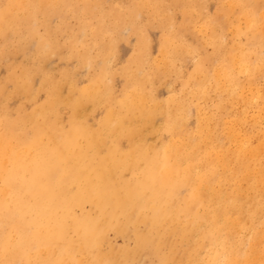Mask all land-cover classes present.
Listing matches in <instances>:
<instances>
[{
  "label": "bare ground",
  "instance_id": "6f19581e",
  "mask_svg": "<svg viewBox=\"0 0 264 264\" xmlns=\"http://www.w3.org/2000/svg\"><path fill=\"white\" fill-rule=\"evenodd\" d=\"M45 1L47 2V0H45ZM66 1H64V2L67 3ZM102 1H104V0H102ZM177 1H179V0H177ZM177 1H176V3H177ZM227 1L225 0V2H227ZM16 2L18 3V1H16ZM84 2H82V3H84ZM96 2L97 1H95V3ZM151 2H153V1H151ZM164 2H165V0H164ZM244 2L245 3L249 2V0H247V1L244 0ZM12 3H13V1H12ZM106 3H107V1H106ZM139 3H140V5H144L143 3L141 4V2H139ZM144 3H146V1ZM180 3H181V0H180ZM187 3L189 4V2H187ZM19 4H20V2H19ZM221 4L223 5L222 2H221ZM229 4H230V2H229ZM248 4L250 5V3H248ZM13 5H14V3H13ZM99 5L100 4L98 3V6ZM140 5H138V6L136 5V6L139 7ZM234 5H232V6H234ZM260 5H262V4H260ZM9 6H11V5H9ZM9 6H8V8H9ZM112 6H114V4ZM176 6H178V5H176ZM243 6H245V4ZM262 6H264V5H262ZM144 7H145V5H144ZM155 7H151V9H153ZM215 7H216V5H215ZM4 8H6V7H4ZM12 8L14 9V6ZM22 8L23 7H21V9ZM33 8L35 9V7H33ZM47 8H49V6H47ZM52 8H54V7H52ZM78 8H79V6H78ZM80 8H82V4H81ZM91 8H93V7H91ZM94 8L96 9L97 7L95 6ZM44 9H45V4H44ZM79 9H77V10L79 11ZM98 9H99V7H98ZM114 9H115V7H114ZM149 9H150V7H149ZM169 9H170V7H169ZM243 9L241 8L240 12ZM53 10H55V9H53ZM92 10H94V9H92ZM96 10H94V11H96ZM130 10H132V9H130ZM130 10H128V11H130ZM133 10L131 12L132 15H133V13L134 14L136 13ZM147 10L148 9H146V11ZM205 10H206V8H205ZM258 10H259V8H258ZM22 11H23V9H22ZM44 11H45V13H48L46 11V9ZM44 11H42V12L44 13ZM63 11H64V9H63ZM85 11L87 12V10H85ZM118 11L116 10L115 14ZM140 11H142V10H140ZM159 11H160V9H159ZM176 11L177 10H175V12ZM182 11H184V10H182ZM186 11L188 13V10H186ZM191 11H193V10H191ZM206 11H209V10H206ZM7 12H8V10H7ZM7 12H1L0 13V28L3 27V23L6 19L5 17L7 16ZM33 12L35 13V11H33ZM36 12H37V10H36ZM197 12H199V11L197 10ZM232 12H235V11H232ZM260 12L261 11H259V13ZM87 13H86V15H87ZM118 13H121V12H118ZM200 13L202 14L203 12H199L196 15V17L199 16ZM24 14H23V16H25ZM80 14H82V12ZM164 14H165V12H164ZM190 14H191V12H190ZM208 14H209V12H208ZM256 14H257V12H256ZM261 14H259V15H261ZM51 15H54V14H51ZM74 15H75V13H74ZM98 15H100V14H98ZM118 15H120V14H118ZM67 16L64 18H67ZM95 16H96V14H95ZM113 16H112V18H113ZM128 16H129V18L131 17V15H128ZM128 16H126V17H128ZM154 16L155 15H153V17ZM188 16H190V15H188ZM236 16H238V13ZM8 17H9V14H8ZM47 17H49V16L47 15ZM101 17L100 16L98 17V18H100V23L102 22ZM136 17H138V19H139L140 16L136 15ZM229 17H231V16H229ZM247 17H248V15H247ZM257 17H258V15H257ZM17 18H18V16H17ZM27 18H29L28 15L26 16V19H24V18L23 19L27 20ZM32 18H31L32 20L36 21L34 19V17H32ZM73 18H74V16H73ZM98 18L96 20H98ZM129 18L128 19L126 18V19L129 21V20H131ZM171 18H173V17H171ZM249 18H246V21H248ZM45 19H46V17H45ZM72 19H71V21H72ZM103 19H104V17H103ZM222 19H220V20H222ZM236 19L238 20L237 17H236ZM261 19H264V15H262ZM96 20H94V22ZM203 20H205V18ZM210 20L211 19H209V22H210ZM12 21H14V20H12ZM56 21H58V20H56ZM71 21H70V23H71ZM124 21H126V20H124ZM131 21H129V22H131ZM48 22H50V21H48ZM150 22H151V20H150ZM207 22H208V19H207ZM219 22L221 23V21H219ZM228 22H229V20H228ZM261 22H263V21L262 20L256 21V20L252 19V20L248 21L249 25H247V26L250 28V30H252V32L254 34H256V32L260 30ZM32 23L36 24L33 21H32ZM119 23H120V21H119ZM164 23H165V20H164ZM50 24L51 23H49V25ZM74 24H75V22H74ZM79 24L76 23V25H79ZM81 24H83V23H81ZM128 24L130 26V23H128ZM136 24H135V28H136ZM172 24L170 23V25H172ZM221 24H224V23L222 22ZM62 25H64L63 21H62ZM154 25L155 24H153V26ZM161 25H162V22H161ZM206 25H205V27L208 26V25L207 26ZM210 25H212L211 22H210ZM44 26H45V24H44ZM71 26H72V23H71ZM200 26H201V28L203 26V28H202V31H203L204 25H200ZM222 26H224V25H222ZM229 26H231V25H229ZM73 27H75V26H73ZM73 27L71 30H73ZM87 27H84V28H87ZM237 27H239V26H237ZM51 28H52V24H51ZM183 28L184 27H182V29ZM28 29L29 28H27V30ZM89 29H91V28H89ZM168 29H169V26H168ZM214 29L215 28H213V31H214ZM30 30H32V29H30ZM54 30H55V28H54ZM61 30H59V31H61ZM104 30H105V28H104ZM144 30H145V28H144ZM19 31H20V29H19ZM56 31H57V29H56ZM78 31H79V29H78ZM99 31L101 32V29H99ZM102 31H103V28H102ZM106 31H107V28H106ZM106 31H103V33ZM166 31H168V30H166ZM199 31H201V30H199ZM211 31H212V29L210 30V32ZM61 32H60V34H61ZM116 32H118V31H116ZM128 32H130V31H128ZM142 32H143V30H142ZM158 32H160V31H158ZM189 32H190V30H189ZM207 32H208V29H207ZM248 32L249 31H247V33ZM261 32H263V30ZM8 33H10V32L8 31ZM34 33H35V30H34ZM48 33H50V32H48ZM92 33H94V31ZM136 33L134 32V34H136ZM170 33H172V32H170ZM233 33L236 34L237 31H234ZM18 34H19V32H18ZM27 34H29L28 31H27ZM193 34H195V32H193ZM237 34H236L237 36L241 37L240 35H242L243 33L241 34V32L239 30V33H237ZM22 35L23 34H21V36ZM171 35L174 36V33ZM207 35H208V33H207ZM243 35H245V34H243ZM62 36H64V35H62ZM70 36H71V34H70ZM100 36H101V33H100ZM103 36H104V34L102 35V37ZM141 36L139 38H141ZM173 36L171 39L174 38ZM261 36H264V35L261 34ZM38 37L36 39L37 41L40 39V38L38 39ZM58 37L56 38L57 41L61 36L59 38ZM165 37H166V35H165ZM169 37H170V35H169ZM198 37H196V39ZM218 37H220V36L218 35ZM256 37H255V39H256ZM87 38H88V36H87ZM135 38H137V37L135 36ZM33 39L34 38L32 37V40ZM125 39H127V37ZM210 39H212V38L210 37ZM235 39H236V37H235ZM257 39H259V38H257ZM45 40H47V39L45 38ZM146 40H147V38H146ZM164 40L167 41L168 39L165 38ZM115 41L117 42V40H115ZM139 41H140V39H139ZM148 41H151V40H148ZM148 41H147V43H148ZM170 41H172V40H170ZM204 41H205V39H204ZM220 41H219V43H220ZM138 42H136V43H138ZM259 42L257 43L258 45L260 44ZM262 42L264 43L263 40H262ZM91 43L92 42H90L89 44H91ZM104 43H105V41H104ZM147 43H144V44L146 45ZM181 43H182V40H181ZM222 43H223V41H222ZM70 44H71V42H70ZM116 44L117 43H115V45ZM130 44H134V43H130ZM144 44H143V46H144ZM160 44H162V43H160ZM182 44H180V45H182ZM185 44H187V43H185ZM223 44L225 45V43H223ZM77 45H78V43H77ZM156 45H158V44H156ZM232 45H233V43H232ZM236 45H238V43H236ZM20 46H21V44H20ZM39 46H41V44ZM71 46H73V45L71 44ZM152 46L151 47L154 48L153 43H152ZM178 46H176V47H178ZM196 46H197V44H196ZM227 46H229V45H227ZM245 46H247V44ZM5 47H6V45H5ZM23 47L25 48V46H22V48ZM80 47H82V45ZM134 47H136V46L134 45ZM142 47L139 46V48H142ZM147 47H149V46L147 45ZM156 47H158V46H156ZM237 47H235L236 48V49H234L235 52H233V55L230 56L228 62H222L219 66L216 67V69H214L215 67L213 66V69H210L212 71H210V70H209L210 72L208 71L209 75L205 74L203 77H200V75H199L200 79H198L199 81H197L194 84V88H193L194 91L192 93V96L194 98H197L196 100L194 99V101L198 102L200 100L199 98H201V100H202V98L206 97L210 91H211V93L213 91V93H215V94L217 93L218 95L220 94V95H222V96L224 95L226 97V101H225L226 103L222 102V101H219V102L222 104L221 108L224 110L227 109L228 113L230 111V109L228 108V105L229 104L235 105L236 103H239V102L243 104L242 108L244 110L242 111L241 109H239V111L241 110L240 113L237 116H233V118L231 120L229 118L230 121L229 120L227 121L224 119L221 120L220 117H218V116L217 117L219 119H217V117H215V115H213L214 113L212 110H211V112L213 114L210 112L212 115L208 114L209 117H207V115H206L207 111H204V112L199 111L198 112L199 113V120H198L197 127L195 130L191 131V130L187 129L188 127H186V118H187L186 106H184V104L176 106V103H178V102H177V100H175L176 103L171 102L172 104L173 103L175 104L176 108L172 105L173 108H175V110H170V112L164 111V112H166L165 129L168 131V134H170V139L168 138L169 140L167 142L161 143L160 145L158 144V142H157L158 145L150 144L148 142V139L146 138V135L144 134L145 130H144V132L142 131V129L147 126L148 122L149 121L151 122L153 115L155 114L156 111H158V109L160 107L158 105L160 101L159 102L154 101L156 104H154V105L151 104V107L155 106V108H153V109H151L150 106H149V108L147 107V105H146L147 101L149 99L153 100L154 98H151L148 94L143 92L144 86L142 85L143 84L142 81H141L142 84L138 81L132 82L126 91V97L120 103L117 102V105L115 107H113L112 105L108 106V108L106 110V114H105L104 118L102 119L98 128H94V127L90 126L86 121L83 120L84 117L82 116V110H83V107L85 106V104L87 102H89V101L96 102V101L101 100V94L102 93H100V91L98 89L99 86H97V84L98 85L100 84L102 77L100 78L99 76L97 79H95L93 81L92 86L90 88L85 89V90H79V92H78L79 97L78 98L69 99V101L67 99V101H68L67 103L70 105V107L72 108V111H73V115H72L71 120H70V125H69V128L67 130H64L59 125L60 124L59 119H58V121H59V123H58V121H56V120L55 121L51 120L53 115L52 116L50 115L51 119L49 116V114L50 113L52 114L53 113L52 111H54L56 109V106H58V105H56L57 102L59 101V99L57 98L58 94H55V93L50 95V97H49L50 99L47 100L48 102L43 107H41L40 109H37L32 114L23 116V117L18 118L16 120L9 119V120H6V122L1 123L0 124V264H142L143 261L147 260V262H148L150 259H155L158 262V264H264V130H263V128L261 129V127H260V126H262L261 125L262 120H264V93L260 94V92H263V91L261 89H260L261 91H259L258 90L259 88H256L255 90L252 91V92H255L254 94L251 92L252 97L250 95H248L250 93L249 91L246 95L250 96V98L249 97L247 98L246 95L244 96L243 92L245 91V83L246 82L244 84L241 83L240 79H239V75H238V74H243L244 76L245 75L247 76L246 80H247L248 88L250 87L249 89H251L252 87L254 88V86L255 87L258 86L257 85L258 83H256L257 76L260 77L259 74H261V72L264 70V54L262 56L261 53H257V54H260L262 57L260 55L256 54L257 57L255 56L256 58L252 59V57H250L249 55L246 54L244 49L237 48ZM248 47H249V45H248ZM13 48L14 47H12V49ZM72 48H74V47H72ZM83 48L86 49L85 47H83ZM169 48H170V46H169ZM44 49H45V47H44ZM80 49L82 50V48H80ZM162 49L164 51H166L167 48H162ZM174 49H175V47H174ZM262 49L263 48H261V50ZM25 50H27V49H25ZM72 50H74V49H72ZM163 50H161V51L164 53ZM183 50L180 49V52ZM185 50H186V47H185ZM29 51H31V50H29ZM136 51H138V49ZM142 51H144V49ZM157 51H158V49H157ZM263 51H264V49H263ZM105 52H106V49H105ZM113 52H115V51H113ZM170 52L171 51H169V53ZM175 52L178 53V51H175ZM229 52H228V54H229ZM254 52L255 51L253 49L252 53L255 54ZM41 53H43V52H41ZM79 53H80V51H79ZM83 53L85 54L86 52H83ZM88 53H89V51H88ZM116 53H118V51ZM247 53H249V52H247ZM49 54H52V53H49ZM89 54H92V53H89ZM104 54H106V53H104ZM196 54H198L197 51H196ZM46 55H48V54H46ZM55 55H53V56H55ZM85 55L87 56V54H85ZM143 55H144V53H143ZM166 55H168L167 52L164 56H166ZM4 56H5V53H4ZM8 56H10V54ZM21 56L23 57V54ZM43 56H45V55H43ZM63 56H65V55H63ZM224 56H226V55H224ZM78 57H80V56H78ZM161 57H162V54H161ZM189 57H190V55H189ZM24 58H25V56H24ZM71 59H72V56H71ZM131 59H135V58H131ZM157 59L159 60V58H157ZM157 59H155V60H157ZM5 60H7V59H5ZM57 60H59V59L57 58ZM81 60H83V58H81ZM81 60H77V62L81 61ZM111 60H110V62H111ZM117 60H118V58H117ZM117 60L116 61L113 60V61L117 62ZM143 60L141 59V63ZM155 60H154V62H155ZM22 61H23V58H22ZM149 61H147L146 63H148ZM164 61L165 60H163L162 62L164 63ZM202 61H204V60H202ZM120 62L123 63L122 61H120ZM136 63H138V62H136ZM143 63H145V62H143ZM156 63H158V62H156ZM159 63H160V61H159ZM163 63H161V64H163ZM171 63H173V62H171ZM75 64H76V62H75ZM104 64L105 63H103V66H104ZM110 64H112V63H110ZM113 64L115 65V63H113ZM133 64H134V62H133ZM207 64H209V63H207ZM53 65L55 66V63H53ZM128 65H129V63H128ZM144 65L142 67H144ZM165 65L166 66L164 67V69L167 67V64H165ZM197 65H198V63H197ZM160 66L161 65H159V67ZM97 67H98V64H97ZM138 67H140V66H138ZM198 67L200 68V66H198ZM50 68H52L51 65H50ZM82 68H83V66H82ZM85 68H87V67H85ZM132 68H133V66H132ZM181 69H183V68H181ZM137 70H139V68ZM80 71H79V73H80ZM94 71H96V70H94ZM94 71H92V72H94ZM104 71H106V70H104ZM124 71H126V70L124 69ZM134 71H136V69H134ZM175 71H176V69H175ZM19 72L22 73V71H19ZM84 75H85V73H84ZM107 75H109V74H107ZM175 75H176V73H175ZM16 76H18V75H16ZM25 76H27V75H25ZM72 76H73V74H72ZM193 76H194V74H193ZM68 77H69V75H68ZM16 79L17 78H15V80ZM22 79H24V78H22ZM70 79H71V77H70ZM140 79L143 80L144 79L143 76H142V78L140 77L139 80ZM145 79L148 81V78H146V76H145ZM260 79H261V77H260ZM81 80H82V76H81ZM244 80H245V78H244ZM109 81H110V79H109ZM7 82H9V81H7ZM45 82H47V80ZM65 82H66V80H65ZM79 82H77V83H79ZM81 82L83 83V81H81ZM87 82H88V79H87ZM110 82L112 83V81H110ZM85 83H86V81H85ZM17 84H18V82H17ZM13 85H14V83H13ZM37 85H38V83H37ZM37 85H36V88H37ZM39 85H40V83H39ZM73 85L74 84L72 83V86ZM77 85H79V84H77ZM77 85L75 87H77ZM102 85H103V83H102ZM154 85H156V84H154ZM263 85H264V83H263ZM166 86H168L167 88H170L169 84H167ZM34 87H35V85L33 86V88ZM107 87L108 86H106V88ZM148 87H149V85H148ZM36 88L33 90H36ZM38 88H39V86H38ZM38 88H37V90H38ZM67 88H68V85H67ZM67 88H65V89H67ZM106 88H104V89H106ZM150 88H151V86H150ZM3 89L5 90V87ZM43 89H45V88H43ZM62 89H63V87H62ZM262 89H263V87H262ZM113 90H114V88H113ZM167 90H169V89H167ZM208 90H209V92H208ZM182 91H183V89H182ZM189 91L191 92V90H189ZM23 92H25V91H23ZM27 92H29L28 89H27ZM184 92H186V91H184ZM103 93H105V92H103ZM33 94H35V96H36L37 93H33ZM217 94H216V96H217ZM17 95L19 96L18 92H17ZM62 95H63V93H62ZM174 95H175V93H174ZM185 95H186V93H185ZM64 96H65V94H64ZM211 96L210 95L208 96L209 99H212V98H210ZM213 96H215V95H213ZM224 96H223V98H225ZM30 97H32V96H30ZM193 97H192V99H193ZM219 97H217V98H219ZM2 98H3V96H2ZM22 98H24V95ZM171 98H172V96H171ZM176 98L177 97H175V99ZM186 98L189 101L188 97H186ZM19 99H20V97H19ZM34 99H37V98L34 97ZM155 99H156V97H155ZM213 99H215V98H213ZM28 100H29V98H28ZM28 100H26V101H28ZM212 100H209V101H212ZM220 100H222V99H220ZM258 100L261 101L260 104L255 103V101H258ZM32 101H34V100L32 99ZM61 101L62 100L60 99V102ZM167 101H169V100H167ZM167 101L164 103L167 104ZM13 102H15V101H13ZM28 102H30V101H28ZM45 102H46V100H45ZM63 102H61L62 105L65 104V103L63 104ZM193 102H191V103H193ZM169 103H168V105H169ZM204 103H205V101H204ZM93 104H95V103H93ZM99 104H101V103L99 102ZM185 104L187 105L188 102L187 103L185 102ZM13 105L15 106V103ZM148 105H150V104H148ZM168 105H166V106L168 107ZM189 105H195V104H189ZM253 105H256V109L258 111L256 114H253V116L251 117L248 114V111H249L248 109H250L251 106H253ZM39 106H41V105H39ZM59 106H60V104H59ZM97 106L99 107V105H97ZM156 106H159V107L156 108ZM196 106L199 108V106H203V105L198 106V104H197V105H195V107ZM237 106H238V104H237ZM191 107L193 108L194 106H191ZM206 107H205V109H206ZM63 108H65V107H63ZM198 108H196V109L198 110ZM210 109H213V107ZM58 110H60V108ZM85 110H86V108H85ZM188 110H190V112H188V113H191L192 109H190V106H189ZM199 110H200V108H199ZM207 110H208V107H207ZM235 110L237 111V109H235ZM87 111H89V110L87 109ZM239 111H237L236 113H238ZM11 112L12 111H10V113ZM218 112H216V113H218ZM249 112H252V111H249ZM158 113H157V115H158ZM219 113L221 114V112H219ZM223 114H225V113H223ZM232 114H233V112H232ZM225 115H223V116H225ZM1 116H2V114H1ZM59 116H58V118H59ZM193 116H195V115H193ZM225 117L227 118V116H225ZM229 117H230V115H229ZM249 118H252V119H249ZM56 119H57V117H56ZM60 119H61V117H60ZM68 119H69V117H68ZM62 120H63V118H62ZM251 122H252V125H250ZM155 123H156V121H155ZM66 126H68V124H66ZM154 126L157 127L156 124ZM188 126H190V124ZM158 127L160 128V126H158ZM248 127L250 128L249 130L247 129ZM219 128H220V130H219ZM124 139H126L128 142L127 149H123V147L121 146L122 145L121 141ZM150 142H152V139ZM154 143H155V141H154ZM111 235H114L115 237H121L124 240L122 246L115 244L114 243L115 239L113 242L112 241L113 238H111ZM151 262L152 261H150V263Z\"/></svg>",
  "mask_w": 264,
  "mask_h": 264
},
{
  "label": "rangeland",
  "instance_id": "374dc122",
  "mask_svg": "<svg viewBox=\"0 0 264 264\" xmlns=\"http://www.w3.org/2000/svg\"><path fill=\"white\" fill-rule=\"evenodd\" d=\"M3 1V2H2ZM14 5H13V3ZM18 1V3L16 2ZM59 1V2H58ZM64 1L66 0H47V2L45 0H0V13L1 12H7V16L5 17V21L3 23V27L0 28V124L6 122V120H16L18 118H21L23 116L26 115H30L32 114L34 111H36L37 109H40L41 107H43L49 100L50 95L51 94H58L57 98L59 99V101L57 102L56 105V109L54 111H52L53 113L49 114L50 119L52 121H60V126L64 129L67 130L69 128L70 125V120L71 117L73 115V111L72 108L70 107V105L67 103L69 101V99H76L79 97V90H85L88 89L92 86V83L95 79L98 78V76L101 78L100 84L97 86H99V91L101 94V100L100 101H89L85 104V106L83 107L82 110V116L84 117V121H86L90 126L94 127V128H98L102 119L104 118L105 114H106V110L108 108L109 105H112L113 107H115L117 105V102L120 103L125 97H126V91L129 87V85L132 82H140L142 81V86L143 87V92H145L146 94H148L151 98H154L153 100L149 99L146 103L147 107L151 109L155 108V106L151 107V104H156L155 102H159V106H156V108L159 107L158 111L155 112V114L152 117L151 122L147 124V126L145 128L142 129V131L144 132V134L146 135V138L148 139V142L152 145H160L161 143H165L170 139V134H168V131L165 129V122H166V112L164 111H169L170 110H175L177 105H183L186 106V113H187V118H186V127H188V130H195L198 124V120H199V111L206 112L207 117L208 114L209 115H215V117H220V119H224V120H230L233 118V116H237L240 111L244 110L242 107V103H236L235 105H228V108L230 109L229 113L228 110H224L221 108V103L219 101L225 102L226 101V97L223 98L222 95H218L217 96L215 93H211V91L209 92L208 90V94H207V98L204 97L199 98L196 102L194 101V99L196 100L197 98H194L192 96V93L194 91V84L199 81L198 79H200V77H203L205 74L209 75V72L212 71L210 69H213V66L215 67L214 69H216L217 66H219L222 62H228L229 58L231 55H233V52H235L234 49L237 48H241L244 49V51L246 52L247 55H249L250 57H252V59L256 58V54L257 53H261L262 56L264 54V43L262 42V40L264 41V19L262 18V15H264V0H249V2H244V0H226L227 2H225V0H104V1H100V0H67L65 3ZM85 1V2H84ZM95 1H97L95 3ZM101 3H100V2ZM107 1V3H106ZM119 1V2H118ZM121 1V2H120ZM136 1V2H135ZM146 1V3H144ZM153 1V2H151ZM175 1V2H174ZM177 1V3H176ZM204 1V2H203ZM219 1V2H218ZM224 1V2H223ZM239 1V2H238ZM247 1V0H246ZM16 2V3H15ZM20 2V4H19ZM45 2V3H44ZM84 2V3H82ZM117 4H116V3ZM132 2V3H131ZM143 3L145 5H140ZM151 2V3H150ZM173 4H172V3ZM186 2V3H185ZM189 2V4L187 3ZM191 2V3H190ZM221 2L223 3V5L221 4ZM230 2V4H229ZM235 2V3H234ZM261 2V3H260ZM23 3V4H22ZM60 3V4H59ZM82 4V8L81 4ZM87 3V4H86ZM92 3V4H91ZM95 3V4H94ZM98 3L100 4L98 6ZM110 3V4H109ZM127 3V4H126ZM158 5H157V4ZM176 3V4H175ZM235 5H234V4ZM239 3V4H238ZM250 3V5L248 4ZM6 4V5H5ZM20 7H18L17 5ZM29 4V5H28ZM31 4V5H30ZM43 4V5H42ZM44 4H45V9L48 13H45V9H44ZM65 4V5H64ZM91 4V5H90ZM94 4V5H93ZM97 4V5H96ZM114 4V6H112ZM133 4V5H132ZM151 4V5H150ZM154 6H153V5ZM175 4V5H174ZM181 6H180V5ZM183 4V5H182ZM245 4V6H243ZM248 4V5H247ZM252 4V5H251ZM262 4V5H260ZM11 5L12 7L14 6V9L9 6ZM23 5V6H22ZM86 5V6H85ZM127 5V6H126ZM138 5H140L139 7H137ZM164 5V6H163ZM178 5V6H176ZM192 5V6H191ZM216 5V7H215ZM234 5V6H232ZM261 7H260V6ZM9 6V8H8ZM17 6V7H16ZM30 6V7H29ZM41 6V7H40ZM47 6H49V8H47ZM58 6V7H57ZM79 6V8H78ZM97 7L96 9L94 7ZM101 6V7H100ZM150 9H149V7ZM156 6V7H155ZM166 6V7H165ZM249 6V7H248ZM259 6V7H258ZM6 7V8H4ZM21 7H23V11L21 9ZM29 7V8H28ZM35 7V9L33 8ZM51 7V8H50ZM54 7V8H52ZM85 7V8H84ZM89 7V8H88ZM93 7V8H91ZM99 7V9H98ZM115 7V9H114ZM117 7V8H116ZM130 7V8H129ZM137 7V8H136ZM148 7V8H147ZM151 7H155L153 9H151ZM170 7V9H169ZM181 7V8H180ZM209 10V11H206ZM210 7V8H209ZM218 7V8H217ZM228 7V8H227ZM236 7V8H235ZM257 9H256V8ZM39 8V9H38ZM59 8V9H58ZM71 8V9H70ZM74 8V9H73ZM91 8V9H90ZM145 8V9H144ZM200 8V9H199ZM214 8V9H213ZM223 8V9H222ZM231 10H230V9ZM241 10L240 12V9ZM259 8V10H258ZM21 9V10H20ZM43 9V10H42ZM55 9V10H53ZM57 9V10H56ZM64 9V11H63ZM79 9V11L77 10ZM96 11H94V10ZM121 12L118 13L115 11ZM126 9V10H125ZM130 9H134L133 11L136 12L135 14L133 13L132 15V10ZM138 9V10H137ZM142 11H140V10ZM146 9H148L146 11ZM160 9V11H159ZM172 9V10H171ZM217 9V10H216ZM234 9V10H233ZM263 11H262V10ZM11 10V11H10ZM37 10V12H36ZM74 10V11H73ZM87 10V12L85 11ZM130 10V11H128ZM137 10V11H136ZM155 10V11H154ZM162 10V11H161ZM171 10V11H170ZM175 10H177L175 12ZM184 10V11H182ZM188 10V13L187 11ZM193 10V11H191ZM197 10L199 12H203L201 15L199 14V16L196 17V15L199 13L197 12ZM212 10V11H211ZM224 10V11H223ZM15 11V12H14ZM19 11V12H18ZM35 11V13L33 12ZM44 11V13L42 12ZM84 11V12H83ZM103 11V12H102ZM140 13H139V12ZM197 13H196V12ZM221 13H219V12ZM235 11V12H232ZM259 11H261L259 13ZM12 12V13H11ZM27 12V13H26ZM82 12V14H80ZM97 12V13H96ZM106 12V13H105ZM112 12V13H111ZM155 12V13H154ZM165 12V14H164ZM170 12V13H169ZM191 12V14H190ZM193 12V13H192ZM195 12V13H194ZM209 12V14H208ZM250 12V13H249ZM257 12V14H256ZM11 13V14H10ZM21 13V14H20ZM25 13V14H24ZM72 13V14H71ZM75 13V15H74ZM77 13V14H76ZM87 13V15H86ZM104 13V14H103ZM131 13V14H130ZM183 13V14H182ZM219 13V14H218ZM231 13V14H230ZM238 13V16H236ZM240 13V14H239ZM262 13V14H261ZM9 14V17H8ZM15 16H14V15ZM18 14V15H17ZM23 14L25 16H23ZM31 14V15H30ZM44 14V15H43ZM54 14V15H51ZM60 14V15H59ZM79 14V15H78ZM96 14V16H95ZM100 14V15H98ZM120 14V15H118ZM169 14V15H168ZM171 14V15H170ZM178 14V15H177ZM204 14V15H203ZM223 14V15H222ZM235 14V15H234ZM243 14V15H242ZM261 14V15H259ZM28 15L29 18L26 19V16ZM30 15V16H29ZM34 15V16H33ZM40 15V16H39ZM47 15L49 17H47ZM68 15V16H67ZM103 15V16H102ZM114 15V16H113ZM128 15H131V17L129 18L126 17ZM137 16H140L139 19ZM142 15V16H141ZM152 17H151V16ZM153 15H155L153 17ZM190 15V16H188ZM194 15V16H193ZM207 15V16H206ZM248 15V17H247ZM258 15V17H257ZM14 16V17H13ZM18 16V18H17ZM67 18H64L66 17ZM70 16V17H69ZM74 16V18H73ZM86 16V17H85ZM101 17L102 22L100 23V18ZM113 16V18H112ZM122 16V17H121ZM173 18H171V17ZM186 16V17H185ZM212 18H211V17ZM222 16V17H221ZM231 16V17H229ZM246 16V17H245ZM261 16V17H260ZM21 17V18H20ZM34 17V20H32ZM39 17V18H38ZM46 17V19H45ZM106 20H104L103 19ZM119 17V18H118ZM131 19L129 22L126 18ZM162 17V18H161ZM165 17V18H164ZM205 20H203L204 18ZM236 17L238 18V20L236 19ZM241 17V18H240ZM245 19H244V18ZM250 17V18H249ZM14 18V19H13ZM24 18V19H23ZM32 18V19H31ZM37 18V19H36ZM52 18V19H51ZM73 18V19H72ZM91 18V19H90ZM98 18V20H96ZM112 18V19H111ZM123 20H122V19ZM144 18V19H143ZM157 18V19H156ZM168 18V19H167ZM189 20H188V19ZM203 18V19H202ZM223 18V19H222ZM233 18V19H232ZM246 18H249V20H256V21H263L261 22V26H260V30L256 32V34H254L252 32V30H250V28L247 26L248 21H246ZM21 19V20H20ZM24 21H23V20ZM67 19V20H66ZM72 19V21H71ZM76 21H75V20ZM116 19V20H115ZM134 19V20H133ZM136 19V20H135ZM161 19V20H160ZM195 19V20H194ZM208 19V22H207ZM209 19L210 22H209ZM222 19V20H220ZM235 19V20H234ZM242 19V20H241ZM14 20V21H12ZM20 20V21H19ZM39 20V21H38ZM43 20V21H42ZM58 20V21H56ZM94 20H96L94 22ZM112 20V21H111ZM126 20V21H124ZM140 20V21H139ZM151 20V22H150ZM165 20V23H164ZM203 20V21H202ZM224 20V21H223ZM229 20V22H228ZM12 21V22H11ZM26 21V22H25ZM35 22L36 24L32 23ZM50 21V22H48ZM62 21L63 24L62 25ZM66 21V22H65ZM72 26H71V23ZM80 21V22H79ZM85 21V22H84ZM99 23H98V22ZM109 21V22H108ZM120 21V23H119ZM144 21V22H143ZM153 21V22H152ZM157 21V22H156ZM181 21V22H180ZM215 21V22H214ZM219 21H221V23L223 22L224 24H221ZM236 21V22H235ZM31 22V23H30ZM75 22V24H74ZM118 22V23H117ZM130 23V26L128 23ZM139 22V23H138ZM146 22V23H145ZM155 22V23H154ZM162 22V25H161ZM172 25H170V23ZM191 22V23H190ZM199 22V23H198ZM206 22V23H205ZM228 22V23H227ZM241 22V23H240ZM17 25H16V24ZM19 23V24H18ZM40 23V24H39ZM49 23L52 24V28H51V24L49 25ZM79 24V25H76ZM110 23V24H109ZM112 23V24H111ZM128 25H127V24ZM137 23V24H136ZM198 23V24H197ZM226 23V24H225ZM240 23V24H239ZM12 24V25H11ZM45 24V26H44ZM56 24V25H55ZM61 24V25H60ZM70 26H69V25ZM88 24V25H87ZM121 24V25H120ZM132 24V25H131ZM135 24H136V28H135ZM143 24V25H142ZM153 24H157L156 26ZM183 24V25H182ZM208 26H207V25ZM215 24V25H214ZM24 25V26H23ZM34 25V26H33ZM38 25V26H37ZM48 25V26H47ZM84 25V26H83ZM90 25V26H89ZM95 25V26H94ZM109 25V26H108ZM111 25V26H110ZM152 25V26H151ZM160 25V26H159ZM199 25V26H198ZM200 25H204V29L202 31V28ZM205 25L207 27H205ZM224 25V26H222ZM231 25V26H229ZM235 25V26H234ZM33 26V27H32ZM50 26V27H49ZM75 26V27H73ZM88 26V27H87ZM93 26V27H92ZM103 26V27H102ZM120 26V27H119ZM124 26V27H123ZM133 26V27H132ZM151 26V27H150ZM164 26V27H163ZM169 26V29H168ZM180 26V27H179ZM215 26V27H214ZM239 26V27H237ZM242 26V27H241ZM39 27V28H38ZM64 27V28H63ZM73 27V30H71ZM87 27V28H84ZM98 27V28H97ZM114 27V28H113ZM147 27V28H146ZM161 27V28H160ZM182 27H184L182 29ZM212 27V28H211ZM15 28V29H14ZM24 28V29H23ZM27 28H29L27 30ZM51 28V29H50ZM55 28V30H54ZM91 28V29H89ZM107 31L109 32H104L102 31ZM105 28V30H104ZM128 28V29H127ZM138 28V29H137ZM145 28V30H144ZM157 28V29H156ZM159 28V29H158ZM167 28V29H166ZM178 28V29H177ZM194 30H193V29ZM199 28V29H198ZM201 28V29H200ZM213 28L214 31H213ZM222 28V29H221ZM241 28V29H240ZM20 29V31H19ZM23 29V30H22ZM32 29V30H30ZM38 29V30H37ZM57 29V31H56ZM62 29V30H61ZM66 31H65V30ZM77 29V30H76ZM79 29V31H78ZM86 29V30H85ZM89 31H88V30ZM99 29H101V32L99 31ZM109 29V30H108ZM132 29V30H131ZM154 29V30H153ZM198 31H196V30ZM208 29V32H207ZM212 29V31L210 32V30ZM219 29V30H218ZM236 29V30H235ZM10 33H8V31ZM22 30V31H21ZM35 30V33H34ZM61 30V31H59ZM71 30V31H70ZM94 33H92L93 31ZM135 30V31H134ZM137 30V31H136ZM143 30V32H142ZM150 30V31H149ZM168 30V31H166ZM178 30V31H177ZM188 32H187V31ZM190 30V32H189ZM201 30V31H199ZM206 30V31H205ZM218 30V31H217ZM239 30L241 32V34H245V35H240L241 37L237 36L239 33ZM242 30V31H241ZM263 30V32H261ZM16 31V32H15ZM27 31L29 34H27ZM33 31V32H32ZM39 31V32H38ZM77 31V32H76ZM88 31V32H87ZM97 31V32H96ZM118 31V32H116ZM130 31V32H128ZM136 34H134V32ZM160 31V32H158ZM166 31V32H165ZM195 32V34H193V32ZM205 31V32H204ZM237 31V35L234 34L233 32ZM244 31V32H243ZM247 31H249L247 33ZM15 32V33H14ZM19 32V34H18ZM24 32V33H23ZM50 32V33H48ZM58 32V33H57ZM61 32V34H60ZM64 32V33H63ZM96 32V33H95ZM99 32V33H98ZM122 32V33H121ZM165 32V33H164ZM172 32V33H170ZM203 32V33H202ZM6 33V34H5ZM101 33V36H100ZM108 33V34H107ZM141 33V34H140ZM143 33V34H142ZM162 35H161V34ZM170 33V34H169ZM174 33V36L171 35ZM179 33V34H178ZM183 33V34H182ZM185 33V34H184ZM208 33V35H207ZM222 33V34H221ZM227 33V34H226ZM21 34H23L21 36ZM36 34V35H35ZM41 34V35H40ZM51 34V35H50ZM71 34V36H70ZM81 34V35H80ZM83 34V35H82ZM93 34V35H92ZM104 34V36L102 37V35ZM116 34V35H115ZM126 34V35H125ZM129 34V35H128ZM134 34V35H133ZM201 34V35H200ZM233 34V35H232ZM14 35V36H13ZM35 35V36H34ZM39 37H38V36ZM50 35V36H49ZM64 35V36H62ZM78 37H77V36ZM88 38H87V36ZM96 35V36H95ZM107 35V36H106ZM111 35V36H110ZM119 35V36H118ZM142 35V36H141ZM166 35V37H165ZM170 35V37H169ZM183 35V36H182ZM206 35V36H205ZM218 35L220 37H218ZM255 35V36H254ZM60 38H59V37ZM115 36V37H114ZM125 36V37H124ZM135 36L137 38H135ZM141 36V38H139ZM172 36L174 37L173 39ZM189 36V37H188ZM199 36V37H198ZM203 36V37H202ZM226 36V37H225ZM236 39H235V37ZM257 36V37H256ZM262 38H260V37ZM14 37V38H13ZM26 37V38H25ZM28 37V38H27ZM31 37V38H30ZM32 37L34 38L32 40ZM38 37V39L40 40H36ZM51 37V38H50ZM54 37V38H53ZM59 38L58 41L56 38ZM68 37V38H67ZM78 39H77V38ZM93 37V38H92ZM112 37V38H111ZM122 37V38H121ZM124 37V38H123ZM127 37V39H125ZM196 37H198L196 39ZM210 37L212 39H210ZM222 37V38H221ZM233 37V38H232ZM245 37V38H244ZM254 39H253V38ZM256 37V39H255ZM4 38V39H3ZM19 38V39H18ZM45 38L47 40H45ZM101 38V39H100ZM110 38V39H109ZM114 38V39H113ZM147 38V40H146ZM168 39L167 41H165L164 39ZM178 38V39H177ZM216 38V39H215ZM259 38V39H257ZM10 39V40H9ZM19 41H18V40ZM24 39V40H23ZM84 41H83V40ZM140 39V41H139ZM175 39V40H174ZM192 39V40H191ZM195 39V40H194ZM199 39V40H198ZM202 39V40H201ZM205 39V41H204ZM207 39V40H206ZM215 39V40H214ZM221 41H220V40ZM241 41H240V40ZM248 39V40H247ZM14 40V41H13ZM22 42H21V41ZM65 40V41H64ZM82 40V41H81ZM90 40V41H89ZM95 40V41H94ZM105 43H104V41ZM117 40V42L115 41ZM120 40V41H119ZM144 40V41H143ZM151 40V41H148ZM164 40V41H163ZM172 40V41H170ZM174 40V41H173ZM182 40V43H181ZM238 40V41H237ZM253 40V41H252ZM256 40V41H255ZM18 41V42H17ZM24 41V42H23ZM37 41V42H36ZM51 41V42H50ZM109 41V42H108ZM113 41V42H112ZM128 41V42H127ZM134 41V42H133ZM139 41V42H138ZM148 41V43H147ZM191 41V42H190ZM216 41V42H215ZM220 41V43H219ZM225 43V45L222 43ZM229 41V42H228ZM235 41V42H234ZM243 41V42H242ZM249 41V42H248ZM260 41V42H259ZM29 42V43H28ZM41 42V43H40ZM44 44H43V43ZM63 42V43H62ZM73 46H71V44ZM90 42H92L91 44H89ZM97 42V43H96ZM138 42V43H136ZM182 44V45H180ZM241 42V43H240ZM248 42V43H247ZM260 43L259 45L257 43ZM262 42V43H261ZM23 43V44H22ZM26 43V44H25ZM48 43V44H47ZM78 43V45H77ZM101 45H99V44ZM103 43V44H102ZM115 43H117L115 45ZM130 43H134V44H130ZM144 43H147L146 45ZM152 43L154 44V48H152ZM162 43V44H160ZM178 43V44H177ZM187 43V44H185ZM193 43V44H192ZM233 43V45H232ZM236 43H238V45H236ZM253 43V44H252ZM13 44V45H12ZM21 44V46H20ZM41 44V46H39ZM47 44V45H46ZM55 44V45H54ZM60 44V45H59ZM70 44V45H69ZM82 47H80L81 45ZM87 44V45H86ZM89 44V45H88ZM95 46H94V45ZM144 44V46H143ZM151 44V45H150ZM158 44V45H156ZM169 44V45H168ZM174 44V45H173ZM197 44V46H196ZM219 44V45H218ZM247 44V46H245ZM6 45V47H5ZM59 45V46H58ZM92 45V46H91ZM112 45V46H111ZM115 45V46H114ZM134 45L136 47H134ZM147 45L149 47H147ZM158 47H156V46ZM179 45V46H178ZM229 45V46H227ZM249 45V47H248ZM251 45V46H250ZM4 46V47H3ZM16 46V47H15ZM22 46H25V48ZM35 46V47H34ZM45 49H44V47ZM57 46V47H56ZM69 46V47H68ZM71 46V47H70ZM98 46V47H97ZM139 46H143L142 48H139ZM152 46V47H151ZM165 46V47H164ZM170 46V48H169ZM178 46V47H176ZM182 46V47H181ZM189 46V47H188ZM202 46V47H201ZM222 46V47H221ZM12 47H14L12 49ZM64 47V48H63ZM74 47V48H72ZM83 47H85L86 49H84ZM102 47V48H101ZM114 47V48H113ZM175 47V49H174ZM186 47V50H185ZM224 47V48H223ZM248 47V48H247ZM4 48V49H3ZM34 48V49H33ZM42 48V49H41ZM58 48V49H57ZM68 48V49H67ZM78 48V49H77ZM82 48V50L80 49ZM94 50H93V49ZM119 48V49H118ZM135 48V49H134ZM149 48V49H148ZM158 51H157V49ZM162 48H167L166 51H164ZM169 48V49H168ZM178 48V49H177ZM188 48V49H187ZM191 50H190V49ZM233 48V49H232ZM261 48H263L261 50ZM12 49V50H11ZM18 49V50H17ZM21 49V50H20ZM27 49V50H25ZM31 51H29V50ZM36 49V50H35ZM53 49V50H52ZM63 49V50H62ZM66 49V50H65ZM74 49V50H72ZM98 49V50H97ZM106 49V52H105ZM114 49V50H113ZM134 49V50H133ZM138 49V51H136ZM140 49V50H139ZM144 49V51L142 50ZM173 49V50H172ZM177 49V50H176ZM180 49L183 50L180 52ZM209 49V50H208ZM223 49V50H222ZM226 49V50H225ZM253 49H254V53L253 54ZM34 50V51H33ZM45 50V51H44ZM80 53H79V51ZM84 50V51H83ZM92 53V54H89ZM108 50V51H107ZM115 52H113V51ZM154 50V51H153ZM163 50L164 53L161 51ZM193 50V51H192ZM195 50V51H194ZM233 50V51H232ZM247 50V51H246ZM261 50V51H260ZM56 51V52H55ZM64 51V52H63ZM71 51V52H70ZM91 51V52H90ZM118 51V53H116ZM137 53H136V52ZM152 51V52H151ZM169 51H171L169 53ZM175 51H178L175 52ZM189 51V52H188ZM196 51L198 52V54H196ZM230 51V52H229ZM252 51V52H251ZM259 51V52H258ZM8 52V53H7ZM21 52V53H20ZM40 52V53H39ZM43 52V53H41ZM77 52V53H76ZM86 52L85 54H87V56L83 53ZM96 52V53H95ZM103 52V53H102ZM166 56H164L165 54ZM193 52V53H192ZM229 52V54H228ZM249 52V53H247ZM5 53V56H4ZM19 53V54H18ZM52 53V54H49ZM72 53V54H71ZM106 53V54H104ZM144 53V55H143ZM146 53V54H145ZM153 53V54H152ZM180 53V54H179ZM191 53V54H190ZM222 53V54H221ZM2 54V55H1ZM10 54V56L8 55ZM23 54V57L21 56ZM25 54V55H24ZM40 54V55H39ZM48 54V55H46ZM57 56H56V55ZM60 54V55H59ZM65 56H63V55ZM115 54V55H114ZM134 54V55H133ZM138 54V55H137ZM140 54V55H139ZM150 56H148V55ZM152 54V55H151ZM162 54V57H161ZM171 54V55H170ZM202 54V55H201ZM214 54V55H213ZM45 55V56H43ZM50 55V56H49ZM55 55V56H53ZM84 55V56H83ZM90 55V56H89ZM182 55V56H181ZM190 55V57H189ZM201 55V56H200ZM226 55V56H224ZM260 55V54H257ZM14 56V57H13ZM25 56V58H24ZM72 56V59H71ZM80 56V57H78ZM135 56V57H134ZM153 56V57H152ZM157 56V57H156ZM168 56V57H167ZM180 56V57H179ZM194 56V57H193ZM214 56V57H213ZM222 56V57H221ZM228 56V57H227ZM256 56V57H255ZM261 56V55H260ZM261 56V57H262ZM11 59H10V58ZM18 57V58H17ZM23 61H22V58ZM114 57V58H113ZM155 57V58H154ZM179 57V58H178ZM203 57V58H202ZM9 58V59H8ZM45 58V59H44ZM47 58V59H46ZM57 58L59 60H57ZM81 58H83V60H81ZM113 58V59H112ZM118 58V60H117ZM126 58V59H125ZM128 58V59H127ZM130 58V59H129ZM131 58H135V59H131ZM137 58V59H136ZM139 58V59H138ZM159 58V60L157 59ZM202 58V59H201ZM2 59V60H1ZM7 59V60H5ZM18 59V60H17ZM55 59V60H54ZM92 59V60H91ZM112 59V60H111ZM117 62H114L116 61ZM124 59V60H123ZM141 59L143 60L141 63ZM157 59V60H155ZM165 60L164 63L167 64V69L164 67L166 66L161 60ZM43 60V61H42ZM57 60V61H56ZM77 60H81L78 61ZM111 60V62H110ZM114 60V61H113ZM150 60V61H149ZM155 60V62H154ZM177 60V61H176ZM192 60V61H191ZM204 60V61H202ZM226 60V61H225ZM4 61V62H3ZM13 61V62H12ZM21 61V62H20ZM30 61V62H29ZM40 61V62H39ZM43 63H42V62ZM83 61V62H82ZM109 61V62H108ZM113 61V62H112ZM120 61H122L123 63H121ZM147 61H149L148 63H146ZM160 61V63H159ZM176 61V62H175ZM185 61V62H184ZM198 61V62H197ZM202 61V62H201ZM18 62V63H17ZM33 62V63H32ZM52 62V63H51ZM76 62V64H75ZM93 62V63H92ZM120 62V63H119ZM129 65H128V63ZM134 62V64H133ZM138 62V63H136ZM140 62V63H139ZM145 62V63H143ZM158 62V63H156ZM173 62V63H171ZM175 62V63H174ZM195 62V63H194ZM7 63V64H6ZM13 63V64H12ZM51 63V64H50ZM53 63H55V66L53 65ZM103 63L104 66H103ZM112 63V64H110ZM115 63V65L113 64ZM156 63V64H155ZM163 63V64H161ZM178 63V64H177ZM198 63V65H197ZM200 63V64H199ZM204 63V64H203ZM209 63V64H207ZM20 64V65H19ZM30 64V65H29ZM91 64V65H90ZM98 64V67H97ZM101 64V65H100ZM136 64V65H135ZM140 64V65H139ZM145 64V65H144ZM206 64V65H205ZM29 65V66H28ZM37 65V66H36ZM50 65L52 66V68H50ZM73 65V66H72ZM78 65V66H77ZM94 65V66H93ZM112 65V66H111ZM123 65V66H122ZM140 67H138V66ZM144 65V67H142ZM159 65H161L159 67ZM197 65V66H196ZM212 65V66H211ZM13 66V67H12ZM21 66V67H20ZM81 66V67H80ZM83 66V68H82ZM89 66V67H88ZM128 66V67H127ZM133 66V68H132ZM137 66V67H136ZM200 66V68L198 67ZM206 66V67H205ZM3 67V68H2ZM30 67V68H29ZM60 67V68H59ZM69 67V68H68ZM74 67V68H73ZM78 67V68H77ZM87 67V68H85ZM95 67V68H94ZM111 67V68H110ZM127 67V68H126ZM159 67V68H158ZM173 67V68H172ZM204 67V68H203ZM21 68V69H20ZM139 68V70H137ZM179 68V69H178ZM183 68V69H181ZM191 68V69H190ZM208 68V69H207ZM4 71H2V70ZM27 69V70H26ZM30 69V70H29ZM46 69V70H45ZM71 69V70H70ZM96 71H94V70ZM98 69V70H97ZM124 69L126 71H124ZM134 69H136V71H134ZM142 69V70H141ZM148 69V70H147ZM176 69V71H175ZM178 69V70H177ZM11 70V71H10ZM49 70V71H48ZM52 70V71H51ZM70 70V71H69ZM81 70V71H80ZM106 70V71H104ZM128 70V71H127ZM162 70V71H161ZM166 70V71H165ZM210 70V71H209ZM10 71V72H9ZM13 71V72H12ZM19 71H22L19 72ZM67 71V72H66ZM72 71V72H71ZM80 71V73H79ZM87 71V72H86ZM94 71V72H92ZM143 71V72H142ZM165 71V72H164ZM209 71V72H208ZM9 72V73H8ZM32 72V73H31ZM49 72V73H48ZM69 72V73H68ZM97 72V73H96ZM105 72V73H104ZM8 73V74H7ZM18 73V74H17ZM40 73V74H39ZM48 73V74H47ZM73 76H72V74ZM85 73V75H84ZM115 73V74H114ZM176 73V75H175ZM203 75H202V74ZM42 74V75H41ZM80 74V75H79ZM95 74V75H94ZM109 74V75H107ZM167 74V75H166ZM192 74V75H191ZM194 74V76H193ZM198 76H197V75ZM4 75V76H3ZM18 75V76H16ZM20 75V76H19ZM27 75V76H25ZM57 75V76H56ZM69 75V77H68ZM76 75V76H75ZM79 75V76H78ZM84 75V76H83ZM91 75V76H90ZM181 75V76H180ZM200 75V77H199ZM202 75V76H201ZM239 75V79L241 83H245V91L243 92L244 96L248 93V91L251 93L253 90H255L256 88H259V91H263L260 92V94L264 93V70L261 72V74H259L258 77L257 76V81L256 83H258V86H254V88L252 87L251 89L248 88L247 85V80H246V75L244 76L243 74H238ZM13 76V77H12ZM32 76V77H31ZM81 76H82V80H81ZM143 76V80L139 78H142ZM148 78V81L145 79ZM196 76V77H195ZM7 79H6V78ZM17 78L15 80V78ZM29 77V78H28ZM57 77V78H56ZM68 77V78H67ZM71 77V79H70ZM77 77V78H76ZM89 77V78H88ZM108 77V78H107ZM114 77V78H113ZM120 77V78H119ZM132 77V78H131ZM134 77V78H133ZM24 78V79H22ZM41 78V79H40ZM66 78V79H65ZM117 78V79H116ZM245 78V80H244ZM28 79V80H27ZM34 81H33V80ZM70 79V80H69ZM88 79V82H87ZM93 79V80H92ZM112 81V83L109 81ZM114 79V80H113ZM167 79V80H166ZM178 79V80H177ZM197 79V80H196ZM20 80V81H19ZM41 80V81H40ZM47 80V82H45ZM66 80V82H65ZM73 80V81H72ZM4 81V82H3ZM9 81V82H7ZM32 84H30L29 82ZM40 81V82H39ZM80 81V82H79ZM83 81V83L81 82ZM86 81V83H85ZM151 81V82H150ZM262 81V82H261ZM18 82V84H17ZM79 82V83H77ZM153 82V83H152ZM172 84H171V83ZM14 83V85H13ZM21 83V84H20ZM38 83V85H37ZM40 83V85H39ZM52 83V84H51ZM63 83V84H62ZM68 83V84H67ZM72 83L74 84L72 86ZM103 83V85H102ZM191 83V84H190ZM24 84V85H23ZM71 84V85H70ZM79 84V85H77ZM147 84V85H146ZM156 84V85H154ZM167 84H169L170 88H167L168 86H166ZM18 85V86H17ZM31 85V86H30ZM35 85V87L33 88V86ZM37 85V88H36ZM46 85V86H45ZM68 85V88H67ZM70 85V86H69ZM77 85V87H75ZM87 85V86H86ZM120 85V86H119ZM123 85V86H122ZM149 85V87H148ZM15 86V87H14ZM45 86V87H44ZM49 86V87H48ZM58 86V87H57ZM105 86V87H104ZM106 86H108L106 88ZM111 86V87H110ZM151 86V88H150ZM263 89H262V87ZM5 87V90L3 89ZM18 87V88H17ZM27 87V88H26ZM63 87V89H62ZM83 87V88H82ZM148 87V88H147ZM190 87V88H189ZM2 88V89H1ZM23 88V89H22ZM25 88V89H24ZM30 88V89H29ZM36 90H33L35 89ZM45 88V89H43ZM67 88V89H65ZM75 88V89H74ZM106 88V89H104ZM111 88V89H110ZM114 88V90H113ZM119 88V89H118ZM185 88V89H184ZM8 89V90H7ZM27 89L29 92H27ZM146 89V90H145ZM154 89V90H153ZM169 89V90H167ZM183 89V91H182ZM187 89V90H186ZM261 89V90H260ZM191 90V92L189 91ZM5 91V92H4ZM21 91V92H20ZM25 91V92H23ZM36 91V92H35ZM39 93H38V92ZM41 91V92H40ZM43 91V92H42ZM63 91V92H62ZM69 91V92H68ZM109 91V92H108ZM114 91V92H113ZM149 91V92H148ZM182 91V92H181ZM186 91V92H184ZM190 93H189V92ZM8 92V93H7ZM17 92L19 94V96L17 95ZM20 92V93H19ZM105 92V93H103ZM155 92V93H154ZM182 94H181V93ZM188 92V93H187ZM5 93V94H4ZM33 93H37L36 96ZM63 93V95H62ZM108 93V94H107ZM151 93V94H150ZM173 93V94H172ZM175 93V95H174ZM186 93V95H185ZM248 95H252V93L254 94L255 92H252L251 94ZM65 94V96H64ZM67 94V95H66ZM172 94V95H171ZM185 96H184V95ZM6 97H5V96ZM24 95V98H22ZM38 95V96H37ZM78 95V96H77ZM108 95V96H107ZM111 95V96H110ZM169 95V96H168ZM177 95V96H176ZM181 95V96H180ZM193 99H192V97ZM211 96L210 98H215V99H209L208 96ZM215 95V96H213ZM246 95V97L250 98V96ZM3 96V98H2ZM32 96V97H30ZM75 98H74V97ZM77 96V97H76ZM110 96V97H109ZM154 96V97H153ZM172 96V98H171ZM184 96V97H183ZM220 96V97H219ZM11 97V98H10ZM20 97V99H19ZM37 98V99H34ZM39 97V98H38ZM64 99H63V98ZM109 97V98H108ZM156 97V99H155ZM159 97V98H158ZM167 97V98H166ZM175 97H177L175 99ZM180 97V98H179ZM189 99V101L187 100V98ZM219 97V98H217ZM245 97V98H246ZM252 97V96H251ZM23 100H22V99ZM29 98V100H28ZM34 101H32V99ZM42 98V99H41ZM104 98V99H103ZM107 98V99H106ZM179 98V99H178ZM184 98V99H183ZM60 99L62 100L61 102H63L64 105H62V103L60 102ZM68 99V101H67ZM182 99V100H181ZM30 102H28V101ZM46 100V102H45ZM103 100V101H102ZM169 100V101H167ZM174 100V101H173ZM178 103H176V101ZM179 100V101H178ZM188 102V106L185 104V102ZM212 100V101H209ZM216 100V101H215ZM15 101V102H13ZM38 101V102H37ZM102 101V102H101ZM155 101V102H154ZM167 101V104L164 103ZM194 101V102H193ZM202 101V102H201ZM205 101V103H204ZM218 101V102H217ZM254 101V100H253ZM44 102V103H43ZM99 102L102 104H99ZM170 102V103H169ZM174 102L175 104L171 103ZM181 102V103H180ZM193 102V103H191ZM217 102V103H216ZM15 103V106L13 105ZM95 103V104H93ZM162 103V104H161ZM164 103V104H163ZM169 103V105H168ZM202 103V104H201ZM219 103V104H218ZM226 103V102H225ZM255 103L260 104L261 101H255ZM60 104V106H59ZM150 104V105H148ZM189 104H195L198 106L199 105H203V106H199V108L195 105H189ZM210 104V105H209ZM213 106H212V105ZM218 104V105H217ZM238 104V106H237ZM11 105V106H10ZM41 105V106H39ZM99 105V107L97 106ZM164 105V106H163ZM168 105V107L166 106ZM175 108H173V106ZM241 105V106H240ZM31 106V107H30ZM90 106V107H89ZM190 106L191 113L190 110H188ZM191 106H194L193 108ZM208 110H207V107ZM29 107V108H28ZM62 107V108H61ZM65 107V108H63ZM89 107V108H88ZM206 107V109H205ZM213 109H210L212 108ZM215 107V108H214ZM217 107V108H216ZM234 107V108H233ZM240 107V108H239ZM8 108V109H7ZM11 108V109H10ZM60 108V110H58ZM86 108V110H85ZM95 108V109H94ZM198 108V110L196 109ZM204 110H203V109ZM233 108V109H232ZM87 109L89 111H87ZM203 111H202V110ZM216 111H215V110ZM222 109V110H221ZM237 109V111H239V109H241L238 113H236L237 111L235 110ZM18 110V111H17ZM58 110V111H57ZM163 110V111H162ZM197 110V111H196ZM211 110L213 111V113L211 112ZM248 114L249 116H253V114L257 113V109H256V105L251 106L250 109H248ZM254 110V111H253ZM10 111H12L10 113ZM17 111V112H16ZM57 111V112H56ZM63 111V112H62ZM68 111V112H67ZM84 111V112H83ZM160 111V112H159ZM221 112V114L219 112ZM20 112V113H19ZM60 112V113H59ZM86 112V113H85ZM90 112V113H89ZM159 112V113H158ZM193 112V113H192ZM195 112V113H194ZM212 114H211V113ZM218 112V113H216ZM233 112V114H232ZM5 113V114H4ZM9 113V114H8ZM23 113V114H22ZM99 113V114H98ZM158 113V115H157ZM225 113V114H223ZM242 113V112H241ZM2 114V116H1ZM8 114V115H7ZM163 114V115H162ZM228 114V115H227ZM251 114V115H250ZM5 117H4V116ZM12 115V116H11ZM60 115V116H59ZM90 115V116H89ZM195 115V116H192ZM197 115V116H196ZM227 116V118L225 116ZM230 115V117H229ZM59 116V118H58ZM97 116V117H96ZM57 117V119H56ZM61 117V119H60ZM69 117V119H68ZM86 117V118H85ZM158 117V118H157ZM190 117V118H189ZM192 117V118H191ZM197 117V118H196ZM217 117V119H219ZM63 118V120H62ZM157 118V119H156ZM252 119V118H249ZM62 120V121H61ZM190 120V121H189ZM229 120V121H230ZM58 121V123H59ZM156 121V123H155ZM66 122V123H65ZM91 122V123H90ZM158 122V123H157ZM189 122V123H188ZM62 123V124H61ZM262 126L261 129L263 128L264 130V120H262L261 122ZM66 124H68V126H66ZM157 125L154 126V125ZM159 124V125H158ZM190 124V126H188ZM195 124V125H194ZM163 125V126H162ZM250 125H252V122L250 123ZM249 125V126H250ZM160 126V128L158 127ZM66 127V128H65ZM164 127V128H163ZM248 130L250 129L249 127L247 128ZM220 130V128H219ZM148 131V132H147ZM160 132V133H159ZM167 134H166V133ZM159 134V135H158ZM166 135V136H165ZM154 137V138H153ZM157 140H156V139ZM165 138V139H164ZM169 138V139H168ZM152 139V142H150ZM155 139V140H154ZM167 139V140H166ZM150 140V141H149ZM155 141V143H154ZM158 142V144H157ZM124 143V144H123ZM121 146L123 147V149H127L128 147V142L126 139L121 141ZM112 241L114 242L115 239V244L117 245H121L123 244V239L121 237H115L114 235H111ZM121 238V239H120ZM154 260V261H153ZM150 261H152L150 263ZM155 259H150L148 262L143 261L142 264H158V262Z\"/></svg>",
  "mask_w": 264,
  "mask_h": 264
}]
</instances>
